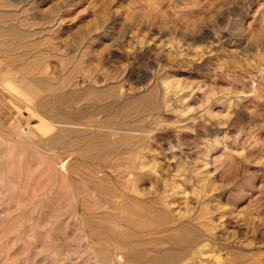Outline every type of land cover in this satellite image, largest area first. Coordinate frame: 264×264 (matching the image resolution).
Listing matches in <instances>:
<instances>
[{"label": "rangeland", "instance_id": "rangeland-1", "mask_svg": "<svg viewBox=\"0 0 264 264\" xmlns=\"http://www.w3.org/2000/svg\"><path fill=\"white\" fill-rule=\"evenodd\" d=\"M148 263L264 264V0H0V264Z\"/></svg>", "mask_w": 264, "mask_h": 264}, {"label": "bare ground", "instance_id": "bare-ground-1", "mask_svg": "<svg viewBox=\"0 0 264 264\" xmlns=\"http://www.w3.org/2000/svg\"><path fill=\"white\" fill-rule=\"evenodd\" d=\"M39 104H41V103H39ZM41 106V105H40ZM43 106V105H42ZM46 107V106H45ZM40 108V107H39ZM42 109V108H41ZM58 132L60 133V135H63V133H65L66 132V130H64V129H60V130H58ZM87 135V134H86ZM85 135V136H86ZM82 136V135H81ZM80 137V136H79ZM65 140V139H64ZM63 138L62 137H58V138H55V139H50L49 141H48V144L49 145H55V144H58V145H60V144H63ZM45 144V143H44ZM46 147V146H45ZM49 148V147H48ZM101 148V146H99V145H95V146H92V145H88L87 147H86V150H85V152H86V154L87 155H91L92 153H93V151L94 150H99ZM50 149V148H49ZM48 149V150H49ZM49 151H51V150H49ZM52 152V151H51ZM65 164V163H64ZM116 198H118V197H116ZM112 200V199H111ZM113 200H114V198H113ZM118 200H119V198H118ZM115 201V200H114ZM115 203H116V201H115ZM132 204H134V203H132ZM119 205V204H118ZM120 205H123V204H121V202H120ZM122 209V208H121ZM131 212L133 213V214H135V215H139L140 213H141V209H138V208H136V209H131ZM126 219V218H125ZM89 224H90V226H91V228H95V229H99V228H101L100 226H98V225H96V224H94L92 221H90L89 222ZM128 225V224H127ZM129 226V225H128ZM173 227V226H172ZM174 227H176V226H174ZM173 227V228H174ZM165 228V227H164ZM187 229V228H186ZM130 230V229H129ZM161 230H164V229H161ZM186 231V230H185ZM91 232V231H90ZM158 232V231H157ZM125 235V234H124ZM136 236V235H135ZM178 236L182 239V238H184V231H183V229L181 230H179L178 231ZM135 238V237H134ZM194 239V238H193ZM186 241V243L187 242H190V240H191V238H187V239H185ZM131 245V244H130ZM121 248V247H120ZM188 248V247H187ZM177 251V250H176ZM98 252H99V250H98ZM100 257H102V259H106V256H105V254L104 253H101L100 252ZM167 257V256H166ZM165 256L164 257H160V258H158L157 260H155V262L156 263H160V262H162V261H166V258ZM170 259H171V257H169ZM128 259H129V261H138V262H141L142 261V258L140 257V256H137V255H133V256H129L128 257ZM149 264V263H148Z\"/></svg>", "mask_w": 264, "mask_h": 264}]
</instances>
